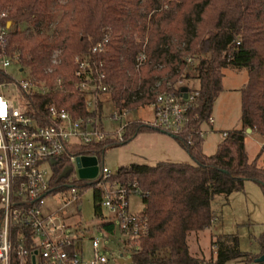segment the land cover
<instances>
[{"label": "trees", "instance_id": "16d2710c", "mask_svg": "<svg viewBox=\"0 0 264 264\" xmlns=\"http://www.w3.org/2000/svg\"><path fill=\"white\" fill-rule=\"evenodd\" d=\"M0 9L16 25L10 39L21 51V66L28 77L47 85L58 77L65 80L64 92L34 93L28 98L25 112L38 121L44 106L52 103L75 117L100 112L101 102L97 113L88 109L85 92L69 83L78 55H90L96 64L104 61L106 94L120 110L150 105L155 93L164 89L197 92L186 133L171 135L193 162L131 163L118 167L110 177L121 185L136 182L145 206L146 230L135 238L138 247L130 255L131 264L250 261V253L239 248L234 233H213L214 255L209 258L190 253L187 235L211 224L216 195L228 196L242 189L246 180L258 183L264 193V163L250 160L245 146L247 128L264 139V0H0ZM106 36L105 50L92 54V48ZM55 53L58 64L52 63ZM140 54L145 59L138 65ZM188 56L194 60L192 73L185 61ZM227 67L247 72L240 89L242 125L224 131L216 151L207 154L202 150L203 137L195 129L208 125ZM191 78L197 84L190 88L183 81ZM150 130L162 132L130 121L121 139L107 137L75 145L70 152L101 158L107 148L127 144ZM62 172L63 162L54 167L55 191L68 187L67 174L62 176ZM85 180L78 181L79 187L93 186L94 214L100 217L102 188L96 178ZM98 226L114 231L115 222L105 219ZM258 242L255 258L264 253V229Z\"/></svg>", "mask_w": 264, "mask_h": 264}, {"label": "built area", "instance_id": "2783aa9c", "mask_svg": "<svg viewBox=\"0 0 264 264\" xmlns=\"http://www.w3.org/2000/svg\"><path fill=\"white\" fill-rule=\"evenodd\" d=\"M15 29L8 12L0 9V75L3 76L0 79V264L104 263L107 258L99 250L97 237L91 238V255L85 257L79 234L65 232L57 216L43 212L42 205L48 195L60 192L53 190V171L55 165L61 162L63 170L70 167L66 173L67 188L73 194L72 199H78L79 180L74 175L68 178V174L78 166L76 159L82 154L70 152V148L101 141L110 135L100 127L96 116L75 117L67 108L54 103L44 106L41 121L25 112L30 96L34 93L64 92L65 80L58 77L52 85H47L35 82L27 73L20 80L7 74L10 66H17L18 72L24 71L21 51L10 39ZM107 42L106 36L92 48L91 53L103 52ZM57 56L58 53H55L53 64L59 63ZM137 59L140 65L145 59L144 54ZM185 61L192 73L193 57L188 56ZM75 63L76 70L69 83L74 89L85 92V106L96 111L101 96L109 90L105 84L104 61L96 64L90 55H78ZM156 86L159 87L160 82ZM183 94L182 90L157 91L150 104L153 119L145 123L169 135L181 137L185 134L189 110L197 92L187 90L186 98ZM115 108L111 115L115 119H120L128 111ZM212 123L211 116L208 125ZM125 125L117 132L118 139H121ZM204 132L203 128L195 129L201 137ZM112 174L108 167L102 165L96 177L97 185L102 188L101 207L107 209L109 220L116 219L120 230L135 239L146 230L145 208L137 213L130 212L128 196L139 190L136 182L121 185L111 181Z\"/></svg>", "mask_w": 264, "mask_h": 264}, {"label": "rangeland", "instance_id": "374dc122", "mask_svg": "<svg viewBox=\"0 0 264 264\" xmlns=\"http://www.w3.org/2000/svg\"><path fill=\"white\" fill-rule=\"evenodd\" d=\"M13 44L17 45L15 42ZM18 69L17 66H10L6 72L15 80H20L26 76L27 71L25 69L18 72ZM223 72V90L216 97L211 112V116L216 122L213 128L209 125L202 126L205 130L202 150L207 154L216 151L224 131L239 129L242 125L240 89L247 81V72L244 69L232 67L225 68ZM183 84L191 88L196 86L197 81L191 78L184 80ZM115 111V105L109 96L107 94L102 95L101 109L96 115V121L103 131L110 135L108 138L117 137L120 128L130 121L145 123L153 119V109L150 105L128 110L120 119L111 116ZM121 134H123V130ZM263 140L261 134L257 132L247 133L246 129L245 146L248 158L250 160L256 159L258 164L264 163ZM81 158H90L92 160L91 165L95 166V175L87 179H95L99 176L102 165L114 173L118 167L131 163L155 164L161 160L193 162L187 150L181 147L172 136L158 131L142 132L127 144L109 147L101 158L95 154H82ZM72 175L80 181H86L78 166L70 170L68 178H71ZM93 189L92 185L81 187L77 200L72 199L73 194L69 188L59 189L60 192L57 194H51L45 198L42 210L57 216V221L63 224L65 232H77L81 237L84 251L88 254L91 253V238L97 237L99 250L107 258V261L101 264H120L118 258L120 256L123 258L130 257L138 244L135 239L120 230L116 219H113L115 222L114 231L98 227V224L109 214L107 209L102 206V216H95ZM77 204L80 209H78ZM211 206L214 211V225L217 228L214 232L236 234L239 239V248L250 253L252 257L250 261L229 259L223 264H264V261L256 262L254 259L260 251L258 237L264 229V193L260 185L255 181L246 180L242 189L233 191L228 196L216 195ZM143 207L142 196L137 192H131L128 196L129 211L137 213L142 211ZM192 233L195 232H189L187 237L190 253L205 258L210 256L213 247L211 249V242L207 233H200L199 242L190 237ZM203 235L205 236L203 237ZM123 264H131V262H124Z\"/></svg>", "mask_w": 264, "mask_h": 264}, {"label": "water", "instance_id": "95a60500", "mask_svg": "<svg viewBox=\"0 0 264 264\" xmlns=\"http://www.w3.org/2000/svg\"><path fill=\"white\" fill-rule=\"evenodd\" d=\"M181 90L184 92L183 97L186 98L187 97V89L182 88ZM249 132H251V129L247 128V133H249ZM76 162H77V165L80 169V173H81L82 177L88 178V177H92L95 175V173H96L95 166L91 165L92 160L90 158L82 159L81 156H79V157H77ZM69 169H70V167H66L63 170V172L61 173V175L62 176L65 175ZM255 261L256 262L264 261V253L259 255L258 257H256ZM118 262L120 264H123L124 262H131V256L128 258H123L122 256H120L118 258Z\"/></svg>", "mask_w": 264, "mask_h": 264}, {"label": "crops", "instance_id": "0c3cea01", "mask_svg": "<svg viewBox=\"0 0 264 264\" xmlns=\"http://www.w3.org/2000/svg\"><path fill=\"white\" fill-rule=\"evenodd\" d=\"M223 81V80H222ZM213 118V117H212ZM133 121H135V120H133ZM143 121V120H142ZM215 122H216V120L213 118V123H212V125H209L211 128H213V125L215 124ZM144 132H154V131H152V130H150V131H144ZM159 132V131H158ZM142 133V132H141ZM161 133H163V132H161ZM251 134L252 133H254V132H250ZM140 134V133H139ZM138 134V135H139ZM163 134H166V133H163ZM167 135H169V134H167ZM169 136H171V135H169ZM137 137V136H136ZM135 137V138H136ZM204 137V136H203ZM134 138V139H135ZM246 138V137H245ZM133 139V140H134ZM174 140L176 141V139L174 138ZM177 142V141H176ZM178 143V142H177ZM179 144V143H178ZM180 145V144H179ZM203 146V145H202ZM145 208V206L142 208V209H144ZM106 218H104L103 220H107V218L109 217V215L108 216H105ZM110 219H112V218H110ZM108 220H109V218H108ZM213 224V225H212ZM99 227V226H98ZM99 228H101V227H99ZM102 229V228H101ZM107 230V229H106ZM217 230V228H216V226L214 225V221L212 220V222H211V224L209 225V226H207V227H205L204 229H202V230H198V231H195V230H192V231H189V232H195V233H192V235L190 236V237H192V239L194 240V241H196V242H199V239H200V233L202 234V233H207V236H208V239H209V241L211 242V235L213 234L212 232H214V231H216ZM199 232V233H198ZM215 233V232H214ZM205 235H203V237H204ZM187 237H188V235H187ZM189 240H188V238H187V242H188ZM80 244H81V249H82V252H83V255L85 256V257H89L90 255H91V253L90 254H88L87 252H85L84 251V247H83V245H82V243L80 242ZM188 246H189V243H188ZM92 249V248H91ZM189 249H190V247H189ZM211 249H212V245H211ZM190 251V250H189ZM212 255H214V251L211 253V255L210 256H212ZM194 256H198V255H195L194 254ZM210 256H207V257H210ZM206 257V258H207Z\"/></svg>", "mask_w": 264, "mask_h": 264}]
</instances>
